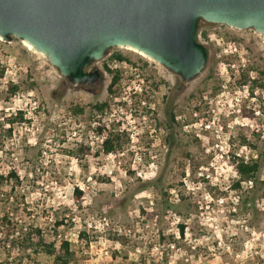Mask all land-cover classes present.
<instances>
[{"label": "rangeland", "instance_id": "1", "mask_svg": "<svg viewBox=\"0 0 264 264\" xmlns=\"http://www.w3.org/2000/svg\"><path fill=\"white\" fill-rule=\"evenodd\" d=\"M199 24L197 39L208 58L189 82L113 48L90 66L100 82L71 86L19 40H0V79H12L7 90L0 84V172L15 170L19 177L13 189L0 187V217L8 212L14 240L37 229L56 247L67 241L71 264H264V122L223 115L238 97L233 91L244 96L252 77L256 104L264 100V39L253 30ZM219 36L242 45L246 69L238 58L221 55ZM114 54L130 69H108L119 81L107 94L111 74L103 68ZM9 85L17 86L12 94ZM137 87L142 93L132 94ZM102 103L101 112L93 109ZM13 112L23 121L9 135L4 123ZM255 125L257 134L251 133ZM108 134L118 136L120 146L106 154L100 139ZM228 139L255 153L248 164L258 166L254 178L241 179L233 155L214 154L213 145L226 147ZM133 146L143 165L132 170ZM77 187L83 189L78 201ZM5 196L10 204L1 203ZM2 238L0 262L54 264L53 257L17 242L11 249Z\"/></svg>", "mask_w": 264, "mask_h": 264}, {"label": "water", "instance_id": "2", "mask_svg": "<svg viewBox=\"0 0 264 264\" xmlns=\"http://www.w3.org/2000/svg\"><path fill=\"white\" fill-rule=\"evenodd\" d=\"M200 21L264 39V0H0V40L27 44L73 86L96 83L88 69L113 48L195 79L208 58Z\"/></svg>", "mask_w": 264, "mask_h": 264}, {"label": "trees", "instance_id": "3", "mask_svg": "<svg viewBox=\"0 0 264 264\" xmlns=\"http://www.w3.org/2000/svg\"><path fill=\"white\" fill-rule=\"evenodd\" d=\"M199 28H200V24L198 25V30ZM110 59L123 60V57L119 54H114L113 56H111ZM103 70L111 74V81L109 85L107 86L106 91H107V94H112L115 92V86L118 84L119 74L117 72H111L110 70H108V68H106V66H104ZM8 90H9V94H12L17 90V86L9 85ZM105 106H106L105 103L98 104V105L96 104L93 107V109L101 112ZM77 111L81 113V110H77ZM168 116L171 120H174L176 113H174L172 110L168 111ZM22 121L23 120H22L21 113L12 115L6 118L4 124L8 126L7 133H9L10 135L11 127L13 126V124H15L16 122H22ZM118 140H119L118 136L114 134L113 135L108 134V136L105 138V140L103 141L101 145L102 151L106 154L114 151V148L116 146L117 147L120 146ZM257 169H258V166L256 164H250V165L239 164L237 166V170H238V173L240 174L241 179L254 178V175ZM9 184H11L12 189L14 188V186L19 184V177L15 170H9L6 174H3L0 172V187L4 185H9ZM236 187H238L237 184H236ZM0 194L2 196L4 195L2 193ZM73 194H74L75 200L78 201V199L80 198L81 192L77 188H75L73 190ZM2 201H3L1 202L2 204H10L9 196H5L2 199ZM166 207H170V206L167 204ZM13 232H14V224L12 222V219L9 217L8 212H5L3 216L0 217V234L3 236L2 241L5 245L13 249L15 244L20 243L25 246L27 251L32 250L34 251V253H38V251H41L53 257L54 264H71L72 261L74 260V254L71 252L69 243L67 241H61L60 244L56 247V245L53 242H46L42 238V236L40 235V232L37 229H35L31 233L21 234V237L19 240H16V239L14 240ZM179 233L181 234V236H184V226L182 225L179 226ZM7 260L8 258H6L4 261H1L0 264H10Z\"/></svg>", "mask_w": 264, "mask_h": 264}, {"label": "built area", "instance_id": "4", "mask_svg": "<svg viewBox=\"0 0 264 264\" xmlns=\"http://www.w3.org/2000/svg\"><path fill=\"white\" fill-rule=\"evenodd\" d=\"M208 37H211V38H215V35L213 33H210L208 35ZM219 40L222 41V49H221V55L225 58L227 57H230V58H238L239 61L242 63V68L245 67L246 69V66L245 64L243 63L245 60L241 57L242 53H243V47L242 45L235 41V40H228V39H225L228 40L227 43H224V37L222 36H219ZM119 64L122 65V68L124 69H130V67L128 66V64H126L125 62H118L116 60H112L110 61L109 63H107V68L108 69H112V68H116L117 66L119 67ZM232 67H234L232 65ZM248 71H246L247 73ZM249 73V74H248ZM247 74L250 75V71L248 72ZM250 77V76H249ZM251 78V77H250ZM253 78V77H252ZM12 81V79H9V80H6V78L4 77L3 79H0V84L2 85L1 87H3L5 90H7V84L10 83ZM222 88H227L226 86H222ZM132 94H141L142 93V87H137V88H132ZM257 92V91H256ZM233 94H237L238 97L236 96L235 98V102L230 106V107H233V108H228V109H231L229 112H226V114H223L224 117H229V115L235 113L237 115L234 116V118H253V119H257L259 120L261 123L264 122V112L262 111V103L261 102H264L263 101H260V104H256V102L258 101L257 98L253 97L257 94H252V96H249L248 99L251 97L252 99H246L247 101H251V103L248 105L249 106V110H250V116H246L243 114L244 112V109H243V101L245 100V97L248 95L247 93L243 96H241V92L240 90L238 89V91H233ZM264 99V97H263ZM206 104H210L208 102H206ZM229 107V106H228ZM256 108H259L258 110ZM228 111V110H227ZM209 112H214L213 110H209ZM207 111V113H209ZM230 113V114H228ZM13 115H16L14 112H13ZM215 115V114H214ZM212 116L211 117V123H214L213 121L216 119L215 117L216 116ZM234 115V114H233ZM74 122H75V125L77 124V127H81L82 123L79 121V119H74ZM77 122V123H76ZM210 123V122H209ZM209 123H206V124H202L203 126V129L205 131H208L210 130V126H209ZM95 126H92L93 127V132L94 130L97 129V126H99L98 123H94ZM97 125V126H96ZM240 126H243V124H241ZM257 125H255V128H252L251 129V133L255 132L256 134L260 132L259 129H256ZM107 128V126H105ZM251 127V125H250ZM214 133H215V137L218 139L219 137V133L218 131L214 128L213 129ZM92 133V132H91ZM76 135V133L74 134V136ZM106 136H101V139H100V146L102 145L103 141L105 140ZM133 138V137H132ZM132 138H130L132 140ZM214 148H216V151L214 152V154H216V152H219V154L222 156L224 155L226 158H228L230 155H233V157H235L236 159V164L238 165L239 164H244V165H248L249 163H251L252 160H255L256 159V155L254 152H251V150L249 149V151H242V149L240 147L242 146H239L237 144H235L234 142H230V140L228 139V143L226 144V147L225 146H219L217 143H215L214 145ZM224 147L226 148V150H224ZM245 148V146H244ZM133 153H134V157H133V165L134 167L132 168L135 169L136 167L138 166H142L143 165V158H142V153H139L140 151V148L137 146H133V149H132ZM250 183V182H248ZM77 189L81 192L83 191L82 188H78Z\"/></svg>", "mask_w": 264, "mask_h": 264}, {"label": "flooded vegetation", "instance_id": "5", "mask_svg": "<svg viewBox=\"0 0 264 264\" xmlns=\"http://www.w3.org/2000/svg\"><path fill=\"white\" fill-rule=\"evenodd\" d=\"M94 70V68H89L88 69V71H93ZM247 70H248V72H249V68H247ZM247 72V73H248ZM249 74V73H248ZM180 78V77H179ZM182 79L180 78V81H181ZM97 82H100V78L98 79V81ZM96 82V83H97ZM96 83H94V84H96ZM177 84H178V82H176ZM249 83H250V85H249V88H248V90H247V96L245 97V100L243 101V109H244V112H243V114L244 115H246V116H250V110H249V104L251 103V101H247L246 99H248V97L249 96H252V94H257V92H256V90L254 89V84H256V81L254 80V78H251V81H249ZM177 84H176V87H179V86H177ZM92 85V84H91ZM256 87V86H255ZM261 87H263V86H261ZM177 89V88H176ZM263 92H264V88H263ZM249 99H252L251 97L249 98ZM248 99V100H249ZM262 103V105H261V107H262V111L264 112V102H261Z\"/></svg>", "mask_w": 264, "mask_h": 264}, {"label": "bare ground", "instance_id": "6", "mask_svg": "<svg viewBox=\"0 0 264 264\" xmlns=\"http://www.w3.org/2000/svg\"><path fill=\"white\" fill-rule=\"evenodd\" d=\"M25 47H27V49H29V50H31V48L27 45V44H25V43H22ZM127 50H129V49H127ZM33 51V50H32ZM130 51H133V50H130ZM34 52V51H33ZM133 52H135V51H133ZM136 54H138V55H141L142 57H144L142 54H140V53H138V52H135ZM146 58V57H145ZM148 59V58H147Z\"/></svg>", "mask_w": 264, "mask_h": 264}]
</instances>
